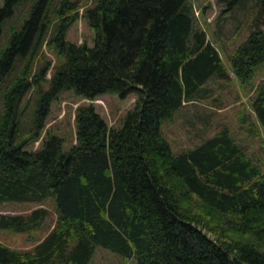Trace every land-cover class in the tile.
I'll return each mask as SVG.
<instances>
[{
    "label": "trees",
    "instance_id": "16d2710c",
    "mask_svg": "<svg viewBox=\"0 0 264 264\" xmlns=\"http://www.w3.org/2000/svg\"><path fill=\"white\" fill-rule=\"evenodd\" d=\"M21 1L1 0L0 35ZM217 1L228 9L240 0ZM253 5L249 33L229 56L242 81L264 59V0ZM76 10L74 0H33L0 51V83L16 56L33 57L43 42L61 57L36 96L26 130L18 108L31 83L28 68L3 88L0 203L52 198L58 216L31 247L0 240V264H89L97 245L124 261L134 257L132 264H264L260 164L226 125L177 151L162 133L164 119L208 78L227 71L205 31L194 27L188 0H96L84 10L94 31L91 45L65 37ZM65 89L88 98L108 91L137 96L119 126H109L89 102L76 109V141L67 149L50 132L38 147L26 148ZM250 102L264 130V83ZM47 215L44 205L0 212V228L31 233Z\"/></svg>",
    "mask_w": 264,
    "mask_h": 264
},
{
    "label": "rangeland",
    "instance_id": "374dc122",
    "mask_svg": "<svg viewBox=\"0 0 264 264\" xmlns=\"http://www.w3.org/2000/svg\"><path fill=\"white\" fill-rule=\"evenodd\" d=\"M74 1L77 6V16L68 25L65 37L75 43L85 41L91 45L94 31L84 18V10L96 0ZM32 2L33 0H22L14 7L12 15L2 22L0 51L11 41L12 26L16 28L22 26L24 19L30 13ZM188 3L194 17V27L205 31L207 39L214 44L227 71L224 76L212 75L208 78L193 99L184 101L171 117L164 119L161 125L162 133L171 148L177 151L198 143L226 125L232 136L260 164L264 173V130L250 102L259 86L264 83V59L255 67L251 77L244 81L237 76L229 61L231 53L249 33L251 19L257 6L254 7V0H240L228 9L217 0H188ZM52 23L54 24L55 20ZM59 56L56 49L48 42H43L33 57L29 54L16 56L12 67L0 83L1 112L5 84L28 68L30 74L28 79L31 78V83L26 87L18 108L24 130L30 122L36 96L39 90L48 87L52 68L61 60ZM45 65L47 67L43 74L41 68ZM34 74L39 77L38 80H33ZM136 96L135 91L125 97L108 91L94 98H88L73 89H65L51 101L44 127L38 138L28 141L25 146L38 147L42 137L46 132H50L61 136L62 147L67 149L76 141V109L79 105L89 102L95 105L109 126H119L127 110L133 106ZM38 205L48 208V215L40 229L27 233L0 228V240L18 248L31 247L54 225L58 216L52 198H48L42 204L16 201L0 203V212L9 213H26ZM134 261V257L124 261L118 252L97 245L89 264H132Z\"/></svg>",
    "mask_w": 264,
    "mask_h": 264
}]
</instances>
